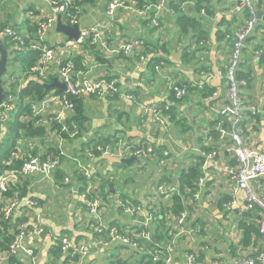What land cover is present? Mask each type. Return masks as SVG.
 Here are the masks:
<instances>
[{
	"label": "trees",
	"instance_id": "16d2710c",
	"mask_svg": "<svg viewBox=\"0 0 264 264\" xmlns=\"http://www.w3.org/2000/svg\"><path fill=\"white\" fill-rule=\"evenodd\" d=\"M61 3H67V10L65 13H62V21L68 25L70 24L71 18L74 16H80L81 8L85 4L94 3V5L98 7H102V3H98L99 0H58ZM107 4L111 0H106ZM126 4H134L139 9H142L143 6L147 4H156L159 0H123ZM18 2V0H17ZM20 2V0H19ZM195 2V7L197 11H193L190 13L189 10L185 7L182 8L183 4L189 5V3ZM236 0L231 8L236 5ZM263 1L258 0V4H256L257 11L259 8H262ZM17 4V3H16ZM168 9H166L163 14L159 15V19L163 25L166 20H168L164 14L166 13L169 17L173 16L175 19V31L180 34L181 36H191L192 44L190 43L186 49L182 57V61L186 64L194 63V56L193 53L195 51V39H202L205 37L207 39L209 32L204 28V25L210 24L213 18V15L216 14L215 6L212 0H168L167 1ZM230 8V15L223 16L221 18V22L225 25L224 30H220L218 34L224 35L226 38L227 43H230V48L232 49L233 40H234V32L240 25L244 24L246 18L250 16L248 10H245L243 13L239 14L242 15V20L237 19L233 9ZM205 9L206 14L202 12ZM10 12L11 14H8ZM40 13V12H39ZM47 13V12H46ZM155 11H150L147 16L144 18L136 15L139 17L141 21H143L146 25L150 26L152 30L157 31L159 27H155L152 25L151 20L154 15ZM10 15H12V11L10 9L0 7V27L11 26L15 28L22 36L27 39L28 44L31 42L32 39L35 38L37 25L33 19H28L22 23H19L17 20H11ZM45 15L41 14L40 16ZM230 16V17H229ZM40 20H43V17H38ZM210 18V19H209ZM216 18V17H215ZM234 19V21H232ZM238 20V21H235ZM261 19H258L260 22ZM16 22V23H12ZM255 24L253 31L258 29V27H262L259 23ZM78 24V23H77ZM258 24V25H257ZM79 25V24H78ZM233 27V28H232ZM252 31V32H253ZM251 32V34H252ZM50 33V32H49ZM250 34V35H251ZM249 35V36H250ZM246 39V42L249 39ZM130 37V36H129ZM2 43L5 45V48L9 51L10 57L9 59H13L15 63L19 65V76L24 79L23 87L18 91H13L18 99L13 103L12 107L7 106H0V175L4 172L11 171L14 169H19L23 165L24 161L29 158L30 156L40 155L42 158H45V154L53 151L56 156L60 158L59 165L54 169L53 177L55 179V187L54 189L57 191L58 189H67L70 190L72 187H76L79 192L87 191L89 185H91V190L88 193V199H98L100 202V207L103 208V213L105 216V221L108 228H115L119 234L126 235L131 238V240L136 241L139 243L140 247H134L130 243H126L123 241H115L111 242L108 245H100L99 248H96L93 245V242L97 240L99 237H103L106 240L110 239L109 232L104 230L103 233H98L95 231V226H97L98 222L96 219L91 215L89 212V204L81 201L79 198V206L84 213L82 215V220L88 223L90 232L92 234L91 240H87L92 243V246H88L93 250H98L101 248L108 258L106 261L108 264H129L130 260L133 257H138L139 264H162L164 259L170 255L171 253L168 252L167 246L172 243L171 247L174 245L179 244V241H182L183 237L185 239H189V235L191 234H184L179 238H174V233L178 230V223H177V216L180 215L182 211L188 212V217L184 223V226L187 229L195 228V226L189 228L188 221L191 220L193 213V203L194 198L193 194L196 192L198 188V180L203 175L202 172V164L206 157L201 153L195 151L193 148L199 147L202 151L211 153L216 152V156L219 153V145L216 144L218 140L219 131L218 126L221 121L224 124L225 129L232 128V121L229 117L224 116L221 114V107L225 104L233 103V98L230 97L232 92L231 86L233 82L227 78H223L222 80L219 79H210L206 81L209 75L205 78V81L202 83L196 81L195 83H191L190 79L180 82L177 76L174 75L175 73H168L167 77H165V81H169L170 88L167 94H164L166 100L159 101V103L154 104L155 107L159 110L160 115L167 118V125H166V136L167 139L164 141L156 142L155 140L150 141L148 138L139 139L140 146L145 145H153L155 149V153L151 157L143 156L134 159L130 164H127L123 161L125 157H115L112 155H102V152L98 150V146H106L110 145L112 149L118 145L120 141L123 142V146L129 145L132 141L131 138L125 139L123 136H118L117 133L114 134H104L101 136H91L83 140L81 143L80 154L75 155L74 157L69 156L65 151L61 150L58 146H51V149L47 150L45 153L37 152H29L22 151L19 153L20 149V142L22 139H29V138H44L47 136L48 130L59 132L61 125L58 123H44L39 122L37 123L36 118L33 117L32 114V102H39L43 100L47 95L55 93V94H63L64 91L60 90L58 87H50L48 88L47 85L52 83L55 78H59V73H48L45 74L46 65H44V58L42 56V52L34 51V49H26L25 51L19 52L16 54L15 57L12 53V40L8 36H3L0 38ZM135 39H143L144 44L141 47V50H136L133 52L135 56L143 61L141 58H147L149 68L153 69V77H161L160 73L156 71L155 66L160 65L164 69H168L167 63L169 60L163 54H166L168 51L166 49V42L165 39L158 37L155 41H151L146 39L145 37L140 36H132L130 39L125 40L124 42L135 40ZM67 40H70L67 37ZM108 40V39H107ZM200 40L198 43H200ZM38 41L39 37H38ZM50 46L56 47L57 45L49 40V34L45 40ZM93 38L91 36L84 39V41L78 46H82L83 50H87V48L91 47L90 49H95L98 43L92 44ZM203 42L202 46H204ZM193 45V46H192ZM190 47L192 50L190 51ZM245 49V48H244ZM101 48L99 50H95V54L97 58L103 62L111 64L110 59L105 58L101 53ZM244 53V50H243ZM242 56L235 68L234 71V81L236 83V93L237 96L241 97V88H244L248 85L250 81V74L244 70H242V65L245 63V60ZM71 54V52H70ZM120 54L121 58L128 57L123 52L116 53ZM231 53L228 56L227 61L223 64L222 68H220L223 74H226L228 71V67L230 65ZM131 56V55H129ZM73 61L75 62L76 68L81 69L85 72L89 71L88 64H86L84 56L81 54H71ZM39 66V70L32 71L34 66ZM50 65V64H49ZM56 65V64H55ZM57 66V65H56ZM196 64L194 63L190 67H194L196 71ZM200 73H209V69L207 67H199L198 68ZM16 75L15 71H12L9 75ZM166 74V71H165ZM100 76V75H99ZM108 78H114L111 75H104ZM162 78V77H161ZM3 86L7 88V80L3 77ZM175 80V82H173ZM204 80V79H203ZM216 81V82H214ZM244 81V83H243ZM22 84L21 82L16 83V87ZM120 85V84H119ZM118 85V86H119ZM121 88V87H120ZM176 88H184L186 90L185 96L181 99H178L176 96L177 89ZM122 89V88H121ZM219 90L221 94L217 97L212 98V94ZM120 92H116L114 95L106 94L103 97L111 98V97H118L122 99L123 97L120 96ZM127 93L131 94L128 90ZM100 95L93 94L84 97L72 96L69 95L70 99L74 101L75 108L72 110L71 114L67 117V122L76 123L79 127L78 133L76 134L75 138H70L69 135L64 132L61 134V139H82L83 132L87 129L88 122H89V115H88V107L87 102L88 98L94 99L99 98ZM3 102V101H2ZM245 105V103H243ZM2 105V103L0 104ZM251 106V105H250ZM249 106V107H250ZM167 107V108H166ZM213 107L214 114L212 117L206 115V111L210 110ZM245 107V106H244ZM198 108L199 110L195 112L194 109ZM217 108V109H216ZM142 109V108H141ZM201 109V110H200ZM11 110L17 111V117L14 121L12 126H7V121L11 119L9 112ZM182 110H186L185 112L188 114H182ZM142 115L149 119V116L152 117V113L144 112L142 110ZM249 115L252 117V113L249 111ZM153 124L155 125V129L159 131H164L165 129L159 126L156 120L153 119ZM241 127L244 124L243 122L239 121ZM204 130L202 135H198L200 131ZM220 138V137H219ZM222 139V138H220ZM246 139V138H245ZM232 141V140H231ZM177 142L178 144H175ZM247 142V140H246ZM233 143V142H232ZM249 144V142H247ZM234 144V143H233ZM54 147V149H53ZM187 147L188 149L185 150L186 153H196L198 162H193L188 165L186 168L182 166H178V174L176 177V183L174 184L175 189L172 190V193H167L163 196H167L169 200L165 203L161 198L158 201L151 200L152 198H157V187L164 182L170 183V180L166 177H163L159 180V184L155 187V190L152 192L151 198L148 199H138L134 196L130 195L128 191L120 189L117 187L118 172L116 171L117 168H120V163L124 165L132 166L134 162H138V172L132 173L134 176L132 178L135 180V176L143 177L147 175L146 167L153 163L155 159L160 161H165L171 155H176L179 149ZM168 150L169 154L166 156L164 151ZM92 153V155L90 154ZM41 153V154H40ZM129 156V155H128ZM70 157L72 160L75 161V174L71 176L65 169L62 164L65 162L64 160ZM79 158H82L86 167L90 170L91 177L89 178L85 172L80 168L79 165ZM95 160V166L92 167L91 164L89 165V160ZM152 159V160H151ZM98 162H97V161ZM105 162H110L111 169L105 173H98L97 168L100 166H104ZM233 165H236V160H232ZM77 164V166H76ZM65 177H69L70 180L68 182L65 181ZM157 184V183H156ZM206 184V183H205ZM28 180L27 177H23L22 183L18 186V188L14 186H10L6 192H3L0 189V200L2 203L12 201L17 192H19V196L28 195L33 200L38 202V206L42 209L46 210L45 205L43 204L42 200L28 192ZM28 188V189H27ZM119 188V191H118ZM116 193H119V197L110 199V197ZM77 195V194H76ZM78 197V196H77ZM148 199V200H147ZM58 200L56 201V203ZM142 205V209L146 214H153V219L148 224H142V214L136 210L135 214L126 213L124 214L129 218L131 221L128 222L129 224H111L107 221V210L117 209L121 212L126 211L127 206L137 207L138 205ZM154 206L157 208V211L154 212ZM24 208V210H23ZM35 209L31 206L27 205H20L18 208V212H14L10 217L5 218L2 214H0V251L8 250L10 243L13 241L15 236L20 232L18 225L25 221L28 223V230L33 228V225L37 222L32 220L27 213L33 214ZM252 211V210H251ZM35 218L36 215L34 214ZM169 220V221H168ZM120 226L117 228L116 226ZM260 224H253L247 223L244 221L240 222V228L243 231L244 235V243H247L249 240H252L253 236L261 241V233H260ZM45 231L48 229L42 223ZM142 231L150 233L151 237L150 240H147L138 234ZM67 233V234H66ZM59 234L61 235H70L69 232ZM41 235V234H40ZM194 238V236H192ZM84 237H80L75 241H82ZM165 240L168 242L167 246L159 245L162 241ZM51 241L58 243L56 240ZM194 243H196V239L194 238ZM128 254H126L125 252ZM193 251V248L191 250ZM130 252V253H129ZM194 252V251H193ZM57 257L61 254L60 249L57 247L55 252ZM38 254V250H37ZM195 254V252H194ZM74 255V254H73ZM158 255L161 259L158 261H154V257ZM196 255V254H195ZM71 256V255H70ZM79 257V256H78ZM77 257V258H78ZM173 257V256H172ZM73 258V256L71 257ZM75 258L74 260H77ZM80 259V257L78 258ZM111 262V263H110ZM9 264H31L30 258L20 254L11 255L9 258Z\"/></svg>",
	"mask_w": 264,
	"mask_h": 264
},
{
	"label": "crops",
	"instance_id": "0c3cea01",
	"mask_svg": "<svg viewBox=\"0 0 264 264\" xmlns=\"http://www.w3.org/2000/svg\"><path fill=\"white\" fill-rule=\"evenodd\" d=\"M234 1L212 0L216 14L213 15L212 19L209 18L211 20L210 24L204 25V28L209 32L208 37L207 39L203 37L201 40L195 39V44H193L196 48V52L193 53L195 57L194 63L197 65L196 71L194 67H190L194 63L188 65L182 61L188 45L192 44V39L190 35L181 36L175 31L176 18L173 16L169 17L165 13L164 16L168 17V20L162 25V28L160 27L159 30L153 31L150 26L141 21L132 11L128 9L116 10L113 18L115 23L113 31H108L106 37L109 47L116 48L132 36L145 37L151 41H155L158 37L165 39V47L168 52L163 55L169 60L167 62L169 64H167L168 69H164L162 73L159 72L162 78H157L156 75L153 77L154 72L152 68H149L148 62L141 61L134 53H131V56L127 55L128 57L126 58H121L120 54L101 47L99 43L95 49L91 50V47H89L87 50H83L80 45H68L67 36L58 32L56 28L50 30L49 40L52 44L61 45L65 43L64 47L68 48L72 55L81 54L84 56L89 68V71H87L88 76L111 75L114 78H118L121 90L126 93L129 90L133 97H123L122 99L118 97L106 98L103 97L105 95L103 94L99 98H88V113H90L89 108L96 102L102 107V111L97 116L88 114V126L83 132L81 141L80 138L73 141L62 140L56 132H52L54 139L49 140L47 136L50 135V130H48L47 136L44 138L22 139L19 153L21 151L22 153L25 151L45 153L48 149H51V146L48 144L52 141L54 143L58 142L59 148L64 144L63 149L65 152L69 156L74 157L80 154V149L82 148L81 142L83 140L93 135L101 136L114 133H117L118 136H123L125 139L129 137L132 141L148 138L150 141L155 140L156 142H160L167 139L166 132L155 129L152 117L149 116V119H147L142 115V106L154 105L159 103V101L166 100L164 94H167L170 88L169 81H165L168 73H175L174 75L177 76L176 78L180 82L190 79L191 83H195L196 81L201 83L207 75H209L208 78L214 79L210 76H213L216 70H221L220 68H222L230 54V43H227L224 35L218 33L220 30H224L225 25L221 22V18L230 15V8L234 4ZM262 1L263 7L258 9V11L262 12L261 21L258 22L262 27H258L249 36L243 53L245 63L241 67L242 70L250 74L248 85L241 88V97L243 98V103H245V107L241 112V122L244 124V128L242 126L243 134L250 145L260 149H264V0ZM98 3H102V7L94 5V3L82 6L80 22L83 24V27H91L96 23H107L110 20L106 14L107 1L99 0ZM195 4V2H191L189 5L185 4V7L190 13H193V11L196 13L197 8ZM14 7L20 8L24 12V15L17 20L19 23L33 19L36 16L39 17L43 12H50L49 0H20V2L18 0ZM235 16L237 19L242 20V15L235 14ZM199 40L200 43H198ZM203 42H205L204 46L200 45ZM99 48H101L102 51H100L103 56L110 59L111 64L103 63L97 58L95 50H99ZM189 50L191 51L192 47ZM46 66L45 74H58V68L55 63ZM199 67H207L210 72L206 74L200 73ZM252 104L259 105L260 112L252 114L254 116L251 117L249 115V106ZM194 110L197 112L198 108ZM185 111L182 110L181 113L188 115ZM213 114V110L206 111V115L209 117H212ZM203 132L204 130L200 131L198 135H202ZM219 137L216 141V144L220 147L217 157L205 169H203L202 164V172L206 180L201 186L199 197L193 204L192 215L194 217L188 221L189 228L195 225V228H199L198 232H193L196 243L187 242L189 239H192V234H188L189 239H185L184 236L182 241H179V244L172 246L170 253L173 256L175 264H184L185 252L191 250V248H193L196 254V264H236L240 258L256 257L260 251L261 241L255 236H253L252 240L244 243V235L240 228V222L244 221L248 224L253 223L258 225L261 219V210L257 206L251 209L248 208L246 191L236 189L235 179L224 170L226 167L232 166V160L235 159L232 152L233 141H231L229 136L220 137L222 139ZM55 138L58 140H55ZM177 155H179L178 160H180V164H173V158L170 157L160 162L157 159L153 160L154 162L146 167L147 178L153 172L155 184L157 183L158 185L159 180L166 177L170 180V183H164L169 187H175L178 166L186 168L191 163L198 162L196 153H186L184 148L179 149ZM64 161L62 166L65 165L64 169L73 176L75 174V161L70 157H67ZM88 163L93 168L96 167L95 160L91 159ZM110 169V162H105V165L97 168V171L98 173L105 174ZM123 172L126 176L133 179L131 174L126 173L124 169ZM26 177L29 184V189L27 188L28 192L30 191V194L37 198L39 197L46 207V210H42V222L48 229L47 231L57 234L69 232L70 235L68 236L75 240L80 237H84L83 241L91 240L90 225L82 220L84 212L80 208H77L79 200L72 189H58L56 191L54 189V177L52 180L39 173H32ZM137 177L138 174L136 179ZM134 181V179L130 180L129 184H123L122 187L120 185L119 188L128 191L130 195L138 199L147 198L157 186H152L150 183L146 189L145 185L139 188ZM262 184V188L264 189V179H262ZM251 186L257 191L261 189L255 180L251 182ZM75 189L77 188L75 187ZM118 194L112 195L110 199L116 198ZM161 199L165 203L169 200L167 196H162ZM233 199L236 200V203L228 207L229 202ZM56 200H58L57 203ZM1 202L3 200H0ZM106 212L107 221L111 224H129L128 222L131 221L123 212L120 213L117 209H109ZM27 215L32 220L37 221L38 219V211L36 210L33 211V214L27 213ZM116 227L120 228V226ZM29 241L38 250V264H108L105 259L107 254L101 248L93 250L83 262H80L81 259L79 261V257L73 254L61 253L57 257L55 252L58 244L51 240H46L40 234L32 236L29 238ZM90 244L92 243L90 242ZM167 244L168 242L166 246ZM125 253L128 254L127 252ZM72 256L73 258H71ZM75 258L77 260H74ZM135 262H138L137 256ZM129 264H132L131 260Z\"/></svg>",
	"mask_w": 264,
	"mask_h": 264
},
{
	"label": "built area",
	"instance_id": "2783aa9c",
	"mask_svg": "<svg viewBox=\"0 0 264 264\" xmlns=\"http://www.w3.org/2000/svg\"><path fill=\"white\" fill-rule=\"evenodd\" d=\"M168 0H159L156 4H147L143 6L142 9H139L134 4H126L123 0H111L106 6V14L110 18L107 23H96L91 27H84L80 30V37L78 40H68L67 44L72 45L80 44L84 41L85 38L91 36L93 38L92 44L99 43L101 47H105L110 49L114 53L123 52L125 55H130L136 50H141L142 45L144 44L143 39H135L127 42L121 43L116 48H110L107 44L106 37L107 32L114 28V15L116 10L118 9H128L135 13L136 15L144 18L147 14L154 10L155 13L152 17L151 23L155 27L162 28L161 21L159 19V15L162 14L166 9ZM236 5H234L233 12L235 14H241L245 10H248L250 16L246 18L244 24L240 25L234 32V40L232 49L230 50V65L228 67V71L226 74H223L222 71L216 70L215 74L210 77L214 79L222 80L223 78H227L233 82L231 89L232 92L230 97L233 98V103L224 104L221 109V114L227 116L232 121V128L225 129L223 122L218 126V131L220 137L229 136L233 141L232 152L234 153L236 165L228 166L224 170L227 174L235 179L236 189H243L246 191V199L248 208L251 209L254 206H257L261 210V219H260V233H261V248L256 257H244L237 260L236 264H264V189L262 188V179H264V149H260L254 147L246 142V139L243 134V128L241 127L239 121H241V112L243 111L244 104L243 100L237 96L236 93V83L234 81V71L235 68L242 56L243 50L246 46V39L253 31L255 24L258 22V11L256 8V4H258V0H236ZM50 4V12L47 15H42L39 17H43V20H40L38 16L34 17L33 20L37 25V30L35 34V38L31 40L28 44L27 39L22 36L15 28L11 26L0 27V38L3 36H8L12 40V53L15 57L19 52L25 51L26 49H34V51L42 52V56L44 58V65H49L55 63L58 68L59 78L62 83L66 84V90L63 94H49L43 100L39 102H32V114L33 117L36 118L37 123H58L61 125L59 132L57 130L50 131V135L52 132H56L59 138H61V134L66 132L70 138H75L78 133L79 127L76 123H68L67 117L70 115L72 110L75 108V103L70 99L69 95L84 97L93 94L103 95V94H111L114 95L116 92H120L121 97L132 98V94H128L121 90L119 85L118 78H108L103 75L90 77L87 72L77 69L75 62L73 61L69 49L64 47V44L57 45L56 47L50 46L45 40L48 36L50 30L56 28L57 26V18L59 14L65 13L67 10V3H61L58 0H49ZM187 4V3H186ZM182 8H185V4L182 5ZM203 13L206 14L205 9L202 10ZM70 24H77V20L74 17L71 18ZM38 37L39 40L38 41ZM10 55V54H9ZM143 61H147V58H141ZM156 71L162 73L164 68L160 65L155 66ZM39 66H34L32 71L39 70ZM7 88H5V97L3 99L2 105L12 107L13 103L18 99V96L14 94L13 91L20 90L23 87V78L19 75L7 76ZM17 82H21L22 84L15 86ZM244 83V81H243ZM177 93L176 96L178 99H181L186 94V90L184 88H176ZM221 94L219 90L215 91L212 94V98L217 97ZM260 106L256 104H252L249 108L252 114H258L260 112ZM143 110L146 112L152 113L153 119L156 120L157 124L164 129L167 125V118L160 115L159 110L155 107V105H143ZM167 108V107H166ZM47 116V118H46ZM167 129L164 130L166 132ZM167 133V132H166ZM54 135V134H52ZM175 144H178L175 142ZM185 150L187 147H183ZM197 152H201L206 159L203 162V169H205L210 162L215 158L216 153L211 152L207 153L202 151L199 147L193 148ZM98 150L102 152V155H112L115 157H130L135 156L137 158L147 156L151 157L155 153V149L153 145H145L140 146V142L133 140L127 146H123V142L120 141L115 149H112L110 145L106 146H98ZM41 154V153H40ZM92 155V153L90 152ZM164 154L168 156L169 151L165 150ZM129 155V156H128ZM60 158L56 156L53 151H50L45 154V158H42L40 155L30 156L27 158L21 168L14 169L11 171L4 172L0 175V189L3 192H6L10 186H14L18 188V186L22 183L23 177L29 176L32 173H39L47 178L53 180V172L54 169L59 165ZM82 170L85 174L90 178V170L86 166H82ZM70 180L69 177H65V181L68 182ZM206 180L205 176H201L198 180V188L196 192L193 194L194 200H196L201 192V186L203 182ZM257 181V185L261 188L259 191L255 190L251 186L252 181ZM73 193L77 194L78 198L89 204V212L98 222L97 226H95V231L98 233H103L104 230L109 232L110 239L106 240L103 237H99L97 240L93 242V245L96 248H99L100 245H108L111 242L115 241H123L126 243H130L134 247H140L139 243L131 240L130 237L126 235L119 234L115 228H108V224L105 221V216L103 213V208L100 207V202L98 199L89 200L88 193L91 190V185H89L87 191L79 192L75 187L71 188ZM175 187H169L166 183L160 184L157 187V198H152L153 201H158L159 198L167 193H172ZM18 195L10 201L6 203H2L0 206V214H2L5 218L10 217L14 212H18V208L20 205H27L33 207L36 211H42L43 209L38 206V202L33 200L28 195L19 196ZM236 203V200H231L229 202V206L231 207ZM153 211L156 212L157 208L151 206ZM136 210L140 212L144 217H146L145 224H148L153 215L149 214L147 217L142 209V205H138L137 207L127 206L126 213L135 214ZM188 217V212L182 211L179 216H177L176 220L179 225L178 230L174 233V238H179L184 234H192L193 232H198L199 228H191L187 229L184 226V223ZM142 223V221H141ZM107 224V225H106ZM144 224V225H145ZM20 232L15 236L13 241L9 245L8 250L0 251V259L4 258L9 264V258L11 255L20 254L30 258L31 264H33V248L32 243H30L29 238L36 234H41L44 232V227L41 222H36L33 225V228L28 230V223L21 222L19 225ZM139 236L150 240L152 237L150 233L142 231L138 234ZM46 240H56L58 241V247L62 254H74L80 257V259L84 258L89 253L88 246H92L89 241H75V239L71 238L67 235H59L57 233H48L45 236ZM187 242L193 243L194 238L189 239ZM172 243L167 246L168 252L170 253ZM161 258L156 255L154 257V261H158ZM162 264H175L172 256L168 255ZM184 264H196V255L193 251L185 252V263Z\"/></svg>",
	"mask_w": 264,
	"mask_h": 264
},
{
	"label": "rangeland",
	"instance_id": "374dc122",
	"mask_svg": "<svg viewBox=\"0 0 264 264\" xmlns=\"http://www.w3.org/2000/svg\"><path fill=\"white\" fill-rule=\"evenodd\" d=\"M16 3H17V0H0V7H2V8H6L7 11H8V9H10V10L12 11V15H10L11 20H19V18H21L22 15H24V12H22V9H20V8H15V7H14V6L16 5ZM36 7H38V6L36 5ZM8 14H11V13L8 12ZM43 14L47 15V14H49V12H47V13L43 12ZM75 18H76V20H77V23H78L79 26H80V30H81L82 28H84V27H83V24H81V22H80V16H79V17H78V16H75ZM142 23H143V22H142ZM12 71H15V72H16V75H19V74H18V73H19V65H18L17 63H15L13 59H9V62H8V72H7V74H6L4 77L7 78V76H10L9 74H10ZM14 75H15V74H14ZM209 80H210L209 78L206 79V81H209ZM203 81H205V79L202 80V82H203ZM202 82H201V83H202ZM91 103H92V102H91ZM142 110H143V109H142ZM198 110H199V109H198ZM200 110H201V109H200ZM210 110H213V107H212ZM100 111H102V107H100L99 103L96 102V103H94V105H92L91 108H89V112H90V113H88V114H91L92 116H97L98 113H99ZM144 112H145V111H144ZM95 113H96V114H95ZM9 114H10L11 119H10L9 121H7V126H8V127H9V126H12L13 123H14V121L16 120V117H17V111H16V110H11V111L9 112ZM70 114H71V113H70ZM53 136H54V135H48L47 138H48L49 140H52V139H54ZM72 139H73V138H72ZM72 139H66V140H70V141H72ZM55 140H58V139L55 138ZM66 140H65V141H66ZM50 145H52V146H59L58 142H57V143H54V142H52V141H51ZM63 145H64V144L61 145V150L65 151V150L63 149ZM170 158H173V164H176V163H179V162H180V160H178L179 155H177V154H176V155H171ZM78 160H79V162H80V164H81L82 166H86L82 158H79ZM179 164H180V163H179ZM120 165H121L120 168H117V169H116V171L118 172V174H117V177H118L117 187H119L120 185H121V187H122L123 184H129V183H130V180H133V179L129 178L128 176H126V174H124L123 169L125 170L126 173L131 174V176H134L132 173L138 172V170H139V169H138L139 167L137 166V165H138V162H134V164H133L132 166H130V165H126V164L124 165L123 163H120ZM79 166H80V165H79ZM137 167H138V168H137ZM80 168H82V167L80 166ZM145 170H146V169H145ZM135 178H136V176H135ZM134 182H136V185H138L139 188H141L142 185H145V189L147 188V186H148L150 183L152 184V186H156V185H157V184L154 183L153 172L151 173V176L148 175V178H147V175H144L143 177H137V179H135ZM118 191H119V188H118ZM119 196H120V195L118 194V197H119ZM56 201H57V200H56ZM194 202H195V200H194ZM193 204H194V203H193ZM123 213L126 214V211H124ZM145 214H146V213H145ZM152 215H153V214H152ZM146 216L148 217L149 215L146 214ZM141 218H142V224H145V222H146V217H144V216L142 215ZM152 219H153V217H152ZM37 221L43 223V222H42V211H39ZM168 221H169V220H168ZM48 233H51V232H50V231H45V230H44V232H42L41 235L45 238V236H46ZM67 236H68V235H67ZM49 241H50V240H49ZM166 243H167V242H166L165 240H163L162 243H160L159 245L166 247ZM32 248H33V252H34V256H33V258H32V260H33V264H38L37 248H36L33 244H32ZM90 252H91V249L89 250V253H90ZM89 253H88L84 258H82L81 261H80V259H79V261H80V262H83V260H84L86 257H88ZM106 258H108L107 255H106L105 259H106ZM135 258H136V257H133V258L131 259L132 264H139V262H135ZM6 263H7V261H6L4 258H1V259H0V264H6ZM110 263H111V262H110Z\"/></svg>",
	"mask_w": 264,
	"mask_h": 264
},
{
	"label": "water",
	"instance_id": "95a60500",
	"mask_svg": "<svg viewBox=\"0 0 264 264\" xmlns=\"http://www.w3.org/2000/svg\"><path fill=\"white\" fill-rule=\"evenodd\" d=\"M261 11H258V17L261 19ZM56 30L58 32L63 33L66 35L70 40H78L80 37V26L78 24L68 25L62 21V15L59 14L57 18V26ZM9 51L5 48V45L2 43L0 39V104L2 103L5 97V88L3 86V77L8 72V62H9ZM48 88L50 87H58L60 90H66V84L62 83L58 78H55L54 81L47 85ZM134 159L135 156H130L128 158H124L123 161L127 164H130ZM153 238L155 236H152Z\"/></svg>",
	"mask_w": 264,
	"mask_h": 264
},
{
	"label": "clouds",
	"instance_id": "9594fccd",
	"mask_svg": "<svg viewBox=\"0 0 264 264\" xmlns=\"http://www.w3.org/2000/svg\"><path fill=\"white\" fill-rule=\"evenodd\" d=\"M126 158H128V157H126Z\"/></svg>",
	"mask_w": 264,
	"mask_h": 264
}]
</instances>
